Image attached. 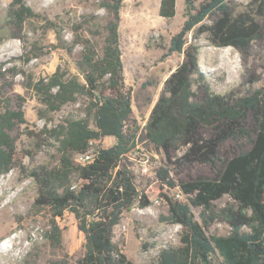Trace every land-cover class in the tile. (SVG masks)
I'll list each match as a JSON object with an SVG mask.
<instances>
[{"label":"trees","instance_id":"16d2710c","mask_svg":"<svg viewBox=\"0 0 264 264\" xmlns=\"http://www.w3.org/2000/svg\"><path fill=\"white\" fill-rule=\"evenodd\" d=\"M176 3L160 0L159 15L173 18ZM229 3L203 0L197 8L193 0H185L187 19L163 56L185 54L165 81L146 123L145 138L167 153L187 147L179 162L209 164L214 174L176 183L169 178L168 164L160 168L162 181L170 187L179 186L188 201L162 194L168 203L166 220L180 224L183 231L181 244L162 248L157 264H264V86L244 94L236 90L214 92L199 68V46L186 47L194 30L195 36L205 34L214 46L250 49L262 36V25L249 13L234 14ZM123 4L124 0H101L109 16L102 30H97L103 39L101 47L91 39L81 40L83 49L76 63L83 81L58 67L33 85L45 112H56L85 95L94 116V126L88 118H68L44 130L59 143L58 163L29 171L37 185L33 207L52 211L49 234L55 245L61 244L62 236L55 218L70 211L78 220L85 235V252L73 264H135L114 241V228L125 210L151 204L149 196L138 190L126 163L137 144L136 131L127 128L133 108L129 92L124 91ZM251 5L257 16L264 15V0H251ZM36 16L24 0H12L7 12L9 22L18 27ZM212 16V22L206 24L205 19ZM52 28L58 43L64 44L57 26ZM257 80L249 78L248 83ZM2 100L0 93V177L17 163L12 131L17 124L27 122L21 108ZM39 115L43 116V111ZM105 137H114L115 142L108 147L99 144L88 162L75 160L77 154L91 148V141L101 143ZM228 140L237 144L238 151L224 158L221 148ZM225 195L231 200L217 207L215 201ZM192 205L202 208V221L195 218ZM215 220L227 223L230 232L208 234L206 227Z\"/></svg>","mask_w":264,"mask_h":264},{"label":"rangeland","instance_id":"374dc122","mask_svg":"<svg viewBox=\"0 0 264 264\" xmlns=\"http://www.w3.org/2000/svg\"><path fill=\"white\" fill-rule=\"evenodd\" d=\"M24 1L38 16L26 19L18 27L7 18L12 0H0V93L13 108H21L27 120L12 131L17 163L0 177V264H73L85 252V235L78 228V220L70 211L55 218L62 230L61 244L55 245L49 234L52 211L33 207L37 185L29 171L58 163L59 143L44 130L63 124L68 118H88L94 126V116L85 95L56 112H45L33 85L58 67L83 81L76 63L83 49L81 40L91 39L101 47L103 39L97 30H102L109 13L101 6V0ZM193 2L198 8L203 0ZM229 5L234 14L249 13L262 25V36L252 42L248 51L214 46L205 34L195 36L194 30L188 35L186 47L199 46V68L214 92L236 90L237 94H244L250 88L264 86V15H256L251 0H230ZM159 7L160 0H124L121 9L124 91L129 92L133 108L127 128L136 131L137 144L126 163L134 173L138 190L149 196L151 204L125 210L114 228V241L135 264H157L162 248L181 244L183 227L166 220L168 203L162 194L184 202L188 199L179 186L170 187L162 181L160 168L168 164L169 178L176 183L214 174L209 164L179 162L187 147L167 153L145 138L146 123L165 81L185 57L183 52L163 59L172 37L187 19L185 0H177L176 15L171 19L160 16ZM213 18L204 22L210 24ZM54 25L64 44L58 43ZM249 78L258 80L248 83ZM39 111L44 115L40 116ZM114 142V137H105L101 143L94 141L89 152H96L99 144L108 147ZM237 151V144L228 140L222 145L221 155L227 158ZM75 160L85 162L83 154H77ZM230 200L225 195L215 204L221 207ZM191 207L195 218L202 221V208ZM206 229L208 234L226 235L231 228L215 220Z\"/></svg>","mask_w":264,"mask_h":264},{"label":"built area","instance_id":"2783aa9c","mask_svg":"<svg viewBox=\"0 0 264 264\" xmlns=\"http://www.w3.org/2000/svg\"><path fill=\"white\" fill-rule=\"evenodd\" d=\"M93 142H94V141H91V144H93ZM94 154H95V153H90L89 150H88L86 153L83 154L84 161H85V162H88V161L92 160L93 157H94ZM179 197H181L180 194H179Z\"/></svg>","mask_w":264,"mask_h":264}]
</instances>
